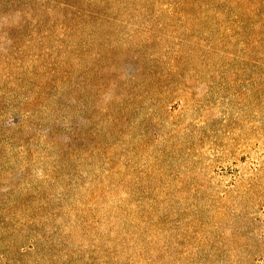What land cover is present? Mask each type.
Listing matches in <instances>:
<instances>
[{
    "label": "rangeland",
    "instance_id": "374dc122",
    "mask_svg": "<svg viewBox=\"0 0 264 264\" xmlns=\"http://www.w3.org/2000/svg\"><path fill=\"white\" fill-rule=\"evenodd\" d=\"M0 264H264V0H0Z\"/></svg>",
    "mask_w": 264,
    "mask_h": 264
}]
</instances>
